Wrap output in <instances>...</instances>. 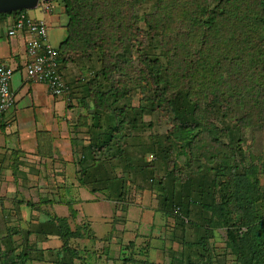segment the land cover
I'll list each match as a JSON object with an SVG mask.
<instances>
[{
  "label": "trees",
  "instance_id": "obj_1",
  "mask_svg": "<svg viewBox=\"0 0 264 264\" xmlns=\"http://www.w3.org/2000/svg\"><path fill=\"white\" fill-rule=\"evenodd\" d=\"M61 1L69 21L65 26L67 36L57 49L59 69L69 89L55 97L70 100L73 93L84 88L96 106V123L90 125L86 117L79 119L77 136L70 137L79 184L92 193H102L115 202L116 209L125 211L129 207L143 208L136 197L145 191L152 195L153 191L157 207L148 210L158 213L156 221L160 224L165 218L185 224L190 222L187 215L191 210H209L210 227L226 228L229 245L241 264H264V216L260 212L264 187L260 186L257 168L249 165L244 154L238 161L237 149L231 145L238 132L258 129L264 133V0ZM144 28L156 40L161 54L142 47L138 37ZM82 67L94 75V87L82 75ZM100 79L104 84L98 82ZM130 86L147 94L151 104L148 108L145 105L146 111L163 106L171 116L173 127L168 137L174 145L161 154L167 162L172 160L174 167L165 164L164 174L147 161L145 149L143 153L131 149L132 141L124 148L119 143L117 155L111 153V142L122 139L119 133L123 134L126 122L134 123L133 130H138V121L132 120L126 109L113 107L128 96ZM102 112L108 113L106 129L100 124ZM215 117H220L218 122L225 126L223 135L229 143L219 132L214 133ZM231 119L235 125L229 127L225 121ZM84 132L90 135L84 136ZM42 138L49 143L39 142V152L52 158L50 132L41 131L39 140ZM208 139L214 140L211 143H215L217 152L206 150L199 155L198 147L207 145ZM156 140L160 139L146 136L142 144L145 148L157 144ZM225 148L231 152L228 156ZM178 157L186 159V169L179 168ZM173 168H178V173ZM181 175L185 178L179 179ZM46 203L19 201V205L40 215L44 212L38 208ZM77 215L78 211L72 209L69 216L47 214L42 219L31 214L30 219L20 217L19 221L27 224L31 234H57L63 242L59 264H100L96 256H91L94 263L89 261L94 251L81 254L71 245V240L85 235L86 227L90 234L94 231L90 222L82 223L76 231L71 229L68 218ZM122 217L127 223L128 218ZM156 224L154 219L151 228ZM25 232L20 225L6 233ZM12 243L8 249H0V264H26L32 247L27 244L21 251ZM123 253L120 264H141L127 248ZM168 264L187 262L186 258L172 257Z\"/></svg>",
  "mask_w": 264,
  "mask_h": 264
},
{
  "label": "rangeland",
  "instance_id": "obj_2",
  "mask_svg": "<svg viewBox=\"0 0 264 264\" xmlns=\"http://www.w3.org/2000/svg\"><path fill=\"white\" fill-rule=\"evenodd\" d=\"M51 4L52 11H50L49 13H43L46 14L47 23L49 26L48 29L50 41L53 45L59 46L67 36V30L65 26L69 21V17L65 13L64 5L61 0H51ZM151 6L152 4L147 8H151ZM36 10L38 9L30 10V13L35 14ZM157 39L159 38L157 37ZM138 40L142 42V47H144V49H149L156 54H161L160 48L156 45V40L153 41V38L149 34L147 28H144V31L139 35ZM137 54L138 53H135V57ZM86 67L81 68L83 71L82 75H85L87 77L86 81L89 80L88 83H92L91 85L94 87L97 81L95 83V79L91 80L93 79L94 75H91L90 71H88V68ZM102 80L103 79H100L98 80V82ZM102 82L104 84V81ZM32 83V85L35 87V90L37 91L39 85L36 82ZM130 88L131 91H128V96L126 98L119 99L117 103L113 104V107L117 106L121 107L122 109H126V113L128 114V116H132V120L135 119L136 121H138V130H133L135 127L134 123L126 122L123 134L119 133V136L123 135L122 139H115L111 142L114 149V152L111 153L113 155H117V147L119 145L124 148L125 146H127V142L132 141L133 145H130L131 149L137 150L141 153H143L142 151L145 149L146 153L144 154L147 157V161L157 165V168L160 167L162 171H160L159 174H164L163 169L165 170V164L174 167L172 160H169L168 163L165 160L166 158H163L161 154L163 152L166 153L168 148H172L174 145L172 144V138L168 137V132L173 127L171 116L168 111H166V108H163V106L154 107L155 111H152V108L149 107V109H147L148 111H146L145 105L148 108V105L151 104L150 101L146 100L147 94H143L139 90H136L133 86H130ZM87 95L88 93L83 88L79 92L73 93L72 99H66V108L68 111L66 115L69 116V118L67 119V129L69 130V135L72 139L77 136L75 132L77 131L75 130V126L76 124L81 122L79 121V119H84L86 117L88 118L90 125L96 123L94 118V116L96 115V106L93 100L90 99ZM33 96H35L34 99L37 101L36 94H34ZM19 98L20 95L16 97V100H19ZM27 100L29 101V103H31L30 101L32 100V98L28 97ZM39 100H41V97L39 98ZM42 101L44 102L45 99H43ZM43 102L41 104L45 106L46 103L44 104ZM37 108L40 109V106L37 105ZM11 109H9L6 114H8ZM61 110L58 109L59 112H57L61 115V117H64L65 113L61 114ZM47 113L37 115L38 128H46L47 124H51L49 123L50 115ZM106 114L108 113L102 112L101 115L100 124L101 127L103 126L102 129H106L108 125V117H106ZM19 116L20 118L24 117V119L28 121H33L34 111L31 108L23 109L20 111ZM219 118L220 117L214 118L215 128L212 127L214 133L219 132L223 140L229 143L227 141L229 140V138L227 139L223 135L225 132V126L218 122ZM225 122L226 125H229V127L235 125L234 119ZM33 123L34 121L32 122V124ZM151 123L152 126H150ZM100 128H95L94 131H99ZM67 129H63L64 133L60 134L58 158L52 157L50 158V160L46 161L41 159L39 163L37 162L38 166L35 167L36 169L34 170V174L36 175L37 179H35L36 181L26 182L24 186L25 192H23V194L27 196L26 199H29L30 196V199L34 200L38 205L40 200L47 199L51 194L55 192L56 189H58L56 192H62L64 196L56 195L57 199H59V197L61 196L63 200L74 201L72 202V204L69 202L66 204L54 203L52 205H49V211L43 210V206L45 205L44 204L42 205V207L38 208L42 209V212H44L41 214V216L36 213L31 214L33 216H39L43 219L42 215L45 213L51 215H68L69 213L71 214L72 209L77 210V218H68L71 229L76 231L77 227L82 225V223L90 222L93 226V230L95 231L90 234L91 230L86 227L85 235L83 237L76 238L74 240H71L70 242L71 245L75 247V249L81 251V254L82 251H85V255H87L88 250L94 251L96 254L90 255L89 257V261L91 263H94V258L91 256H96L97 259L95 260L100 264H120V255H123V251L127 248L128 253L131 252L132 255H135L140 260L139 262H141V264H168L172 257H180L184 259L186 258L187 264L191 261L195 264H241L238 260L236 252L229 245L228 233L226 228L216 227L212 229L210 227L211 223H209V220L212 213L209 210L201 208L191 210V214L187 215V219H189L190 222H187L185 224L184 222L181 223L173 219L165 218L161 221V224L159 220L157 221L158 223L156 224L157 226L155 229L149 226L148 230H145L143 232L139 230L126 232L119 230L113 223H111L112 217L108 215V212L110 211V209H108V203L111 208L114 206V204L109 201L103 200L105 199V196L102 193L94 194L87 187L81 186L77 181H74V183H72L73 179H71L69 176L68 177L70 185L67 186L65 190L61 188L62 185L60 186L58 184H56L57 187L55 189L51 188L49 186V181H51L49 180L50 175H55L56 173L65 175L66 173L65 168L56 166L55 162L65 161L64 157L66 155L67 148L69 147L68 138L65 133ZM5 132H9L8 127L0 131V136L4 135ZM30 135L31 133L25 134V142L30 140ZM83 135L88 136L90 134L89 132H84ZM146 136H155L156 139L160 140H156L157 144L154 143L151 146H146L144 148L142 140ZM212 139L207 140L206 144L208 145V147L207 145H205L206 147L204 145L198 147L199 155L201 153H205L206 150L208 152H217L216 150L218 149H216V146H214L215 143H211V141H214ZM231 145L233 147H236L237 149L236 156L238 161L241 162V155L244 154V157L247 158L246 161L249 163V165H253L257 168V175L261 180L260 186L264 187V133L260 132L258 129H251L248 132L244 130L243 133L242 131L238 132L235 134V142ZM177 151L178 148L174 150V154L177 153ZM223 152H228L227 156L228 154H231L230 150L228 151L227 148H225ZM155 153H157L158 156H156ZM177 161L179 162L180 169L181 167H185L186 159L183 160V158L178 157ZM51 164L54 166V169H51ZM41 165L44 166L40 167ZM68 165L70 166L69 163ZM174 171L178 173V168H176ZM44 177L46 178L47 183L45 182ZM157 178L159 179L160 176H157ZM183 178H185L184 175L179 176V179ZM5 187V185L0 183L1 203H3L2 197L4 194L2 191ZM150 192L152 193V195L149 193L147 194V198H149L146 205L148 206V208H156L157 202L155 199L158 198L155 192ZM38 197L40 198V200H38ZM140 203L142 204L144 202ZM139 206L141 205L139 204ZM260 209V212L262 214L261 217H263L264 206H261ZM27 212L29 214L27 216V219H30L31 214L28 210ZM36 212L38 213L37 210ZM192 221L194 223H197V225L192 224ZM26 225L27 224L25 223L26 232L23 234H9L6 233L8 230L0 234V249L6 250V247L8 249L11 246L12 241L14 242L12 244L21 251L25 250V245L29 244L33 250L30 251L31 257H26V264H59L58 253L61 252L60 250H62L63 242L59 239L57 234H31V232L27 231L28 228H26ZM138 225L142 230L143 226L140 223H138ZM10 229H12V226H10ZM178 230H180L179 233ZM111 233H114L115 237ZM26 239L27 242L25 241ZM204 240L206 241V244H204ZM130 243H134V246H130Z\"/></svg>",
  "mask_w": 264,
  "mask_h": 264
},
{
  "label": "crops",
  "instance_id": "obj_3",
  "mask_svg": "<svg viewBox=\"0 0 264 264\" xmlns=\"http://www.w3.org/2000/svg\"><path fill=\"white\" fill-rule=\"evenodd\" d=\"M37 9L38 10H36L35 14H30L35 18L44 19L47 23L46 14L43 13L39 7ZM11 15L13 14L0 15V61L7 62L8 64L17 68V71L12 79L11 87L16 93V97L20 95V98L19 100H16L14 107H12L13 109H11V111L5 115L2 123L1 130L8 127L9 132H5L4 135L0 136V183L6 186L2 191L4 194L2 197L3 203L0 202V232L2 233L6 232L10 228V226L22 225V227H25L24 222H20L19 219L20 217H23L24 219L28 218L27 216L29 214L27 210L30 212V214L36 213L41 216L40 213H37L36 211H31L24 204L19 205V201L27 198V196L23 194V192H25L24 186L26 182L36 181L35 179H37L36 175L34 174V170L36 169L35 167L38 166L37 162L39 163L41 159L45 161L50 160L49 157L43 156L39 152L41 148V143L39 146V142H43L44 140L46 145L49 143L47 138H42L41 140H39V136L41 137V131L50 132L51 137L53 138V157L58 158L60 134L64 133L63 129L68 128L67 119L69 118V116L66 115L68 111L66 108V99L64 97L53 96L50 93L48 86L44 83H37L39 87L36 91L35 87L32 85V81L27 78L24 69V64L27 61L25 36L22 34H18L15 37H10L8 35V30L11 24ZM34 94H36L38 102L34 99ZM28 97L32 98V100L30 101L31 103H29V101L27 100ZM40 97L41 100H39ZM43 99H45L44 102L42 101ZM42 102L44 104L46 103V105H42ZM37 105L40 106V109L37 108ZM30 108L34 111L33 124V121H28L24 119V117L20 118L19 116L21 110ZM58 109L61 110V114L65 113L64 117H61V115L58 113ZM45 113L50 115L49 123L51 124H47L46 128H38L37 115ZM26 133H31V135L29 138L30 140L25 142ZM65 133L69 143V147L67 148L66 155L64 157L65 161L55 162V164L58 167L65 168L66 173L65 175L59 173H56L55 175H50L49 180L51 181H49V186L54 189L57 187L56 184H58L60 186L62 185L61 188L65 190V188L70 185L69 177L73 179L72 183H74V181H77L79 183L78 178L76 176V165L74 162V155L72 152L69 130L67 129ZM68 163L70 164V166L68 165ZM43 166L44 165H41L40 167ZM51 169H54V166L52 164ZM44 179L47 183L45 177ZM57 190L58 189H56L55 192L51 194L50 197H48L47 199H43L47 201V203L43 206V210L49 211V205H52L54 203L66 204L68 202H73L63 200L61 196L59 197V199H57L56 195L64 196L62 192L57 193ZM145 192L144 194L140 193V195L136 197L138 202H144L142 203L143 208L140 209H137L135 207H129L128 210L126 209V211L124 209H116L115 202H112L108 199H103L114 204V206L111 208L108 203V209H110L108 215L112 217L111 223H113L115 227H117L119 230L126 232H130L132 230H139L143 232L145 230H148V227L150 225L154 224V219L156 224V219L157 217L159 218V216L157 215L158 213H155L153 211L150 212L148 210L149 208H147L146 204L148 202L149 197L146 198L147 194ZM30 198L31 197L29 196V199L27 200H30ZM38 200H40L39 197ZM45 215H47V213L43 214L42 216L44 217ZM69 215L70 213L68 215L59 216ZM122 216H126L128 218L127 223L124 222V217ZM139 219L141 222L138 221ZM138 223L143 226L142 230L140 229ZM128 226L131 228H129ZM155 228L156 227L154 226L153 229ZM112 234L115 237V234Z\"/></svg>",
  "mask_w": 264,
  "mask_h": 264
},
{
  "label": "built area",
  "instance_id": "obj_4",
  "mask_svg": "<svg viewBox=\"0 0 264 264\" xmlns=\"http://www.w3.org/2000/svg\"><path fill=\"white\" fill-rule=\"evenodd\" d=\"M39 8L42 12L49 13L52 11L51 1L42 2ZM12 14L8 35L25 36L27 61L24 69L27 78L46 84L53 96L66 94L69 87L59 69V51L50 41L46 21L33 17L28 10ZM16 71V67L0 61V131L7 111L16 103V93L11 87Z\"/></svg>",
  "mask_w": 264,
  "mask_h": 264
},
{
  "label": "water",
  "instance_id": "obj_5",
  "mask_svg": "<svg viewBox=\"0 0 264 264\" xmlns=\"http://www.w3.org/2000/svg\"><path fill=\"white\" fill-rule=\"evenodd\" d=\"M51 0H0V14L37 9L42 2Z\"/></svg>",
  "mask_w": 264,
  "mask_h": 264
}]
</instances>
